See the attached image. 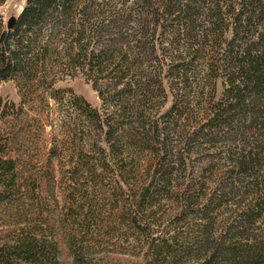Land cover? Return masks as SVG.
<instances>
[{"label": "trees", "instance_id": "1", "mask_svg": "<svg viewBox=\"0 0 264 264\" xmlns=\"http://www.w3.org/2000/svg\"><path fill=\"white\" fill-rule=\"evenodd\" d=\"M14 18L0 264H264V0H25ZM78 77L98 108L57 87Z\"/></svg>", "mask_w": 264, "mask_h": 264}, {"label": "rangeland", "instance_id": "2", "mask_svg": "<svg viewBox=\"0 0 264 264\" xmlns=\"http://www.w3.org/2000/svg\"><path fill=\"white\" fill-rule=\"evenodd\" d=\"M25 5V0H5L4 4L0 6V15L3 18L4 24L9 18L19 15ZM57 87L66 89L70 88L76 95L83 97L91 106L98 108L100 103L97 94L93 91L91 84L87 83L82 77L75 79H65L64 81L58 82ZM0 98L18 103L19 97L17 89L12 82H3L0 84ZM3 216L0 214V232L3 233L4 227H2ZM114 264H134L139 261V258L134 259L124 256H113L111 257ZM69 259L66 258V253L61 255V264H69Z\"/></svg>", "mask_w": 264, "mask_h": 264}, {"label": "water", "instance_id": "3", "mask_svg": "<svg viewBox=\"0 0 264 264\" xmlns=\"http://www.w3.org/2000/svg\"><path fill=\"white\" fill-rule=\"evenodd\" d=\"M14 20H15L14 17H11L8 19V21L6 22V28L7 29H11V27L13 26Z\"/></svg>", "mask_w": 264, "mask_h": 264}]
</instances>
